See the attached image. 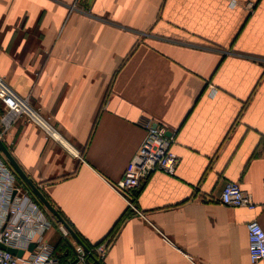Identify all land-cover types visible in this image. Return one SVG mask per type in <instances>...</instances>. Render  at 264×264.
Returning <instances> with one entry per match:
<instances>
[{"label":"crops","instance_id":"1","mask_svg":"<svg viewBox=\"0 0 264 264\" xmlns=\"http://www.w3.org/2000/svg\"><path fill=\"white\" fill-rule=\"evenodd\" d=\"M0 76L57 134L16 116L4 144L87 247L111 234L103 264H264V0H0ZM145 118L178 161L135 212L114 187ZM228 181L254 206L216 201Z\"/></svg>","mask_w":264,"mask_h":264},{"label":"built area","instance_id":"2","mask_svg":"<svg viewBox=\"0 0 264 264\" xmlns=\"http://www.w3.org/2000/svg\"><path fill=\"white\" fill-rule=\"evenodd\" d=\"M74 2L80 3L82 0ZM0 101L4 107L3 114H0V137L16 116H25L28 121L34 122L57 138L56 131L47 120L29 105L26 97L16 93L2 76ZM140 125L145 129V135L114 187L135 212L137 209L131 195L140 181L156 170L172 174L178 161L177 156L170 150L174 131L165 130L150 118L142 119ZM262 188L264 193V181ZM215 200L229 206H254L250 194L242 190L235 181L226 182L220 196ZM50 225L48 212L31 191L19 182L17 174L0 152V264H90L88 252L71 238L60 223V236L69 243L71 255L62 259L56 254L54 246L46 237ZM247 230L249 261L255 263L264 258V229L257 221H251L247 224ZM30 243L33 244L31 250L28 249ZM109 243L108 237L90 247L89 252L101 261ZM6 248L21 250L22 253L18 256Z\"/></svg>","mask_w":264,"mask_h":264},{"label":"water","instance_id":"3","mask_svg":"<svg viewBox=\"0 0 264 264\" xmlns=\"http://www.w3.org/2000/svg\"><path fill=\"white\" fill-rule=\"evenodd\" d=\"M0 152L7 160L9 165L12 167L14 172L18 177L22 179V181L26 184V186L30 189L31 193L36 197V199L40 202V204L44 207V209L53 217H55L56 221L60 223L70 234L71 238L81 245L85 251L88 252L90 259L92 260L90 264H103L99 259H97L91 252H89V248L83 243V241L79 238V236L75 233V231L69 226V224L65 221V219L61 216L58 210L49 202V200L44 196V194L40 191L39 187L33 182V180L25 174L16 160L13 158L11 153L9 152L7 146L4 144L2 138L0 137ZM3 247V246H1ZM33 248V244L30 243L28 249L31 250ZM10 253L16 254L18 256L21 255V250H15L12 248H6Z\"/></svg>","mask_w":264,"mask_h":264},{"label":"trees","instance_id":"4","mask_svg":"<svg viewBox=\"0 0 264 264\" xmlns=\"http://www.w3.org/2000/svg\"><path fill=\"white\" fill-rule=\"evenodd\" d=\"M17 179L19 180V182H22L28 190H30V189L26 186V184L22 181V179H20L18 176H17ZM49 218L54 219V220L56 221L55 217H53V216H51V215L49 216ZM56 222H57V221H56ZM110 235H111V234H109L106 238H108ZM106 238H104V240H105ZM60 244H61V248L59 249V251H60V250H63V252H67V253H66V254H59L56 250H55V252H56L58 255H60V257H61L62 259H65L69 254L71 255L70 245H69V243H68L67 241H65L64 239H61V240H60ZM97 244H98V243H97ZM93 246H95V244L92 245V246H88V248L93 247ZM89 260L92 261L90 258H89Z\"/></svg>","mask_w":264,"mask_h":264}]
</instances>
